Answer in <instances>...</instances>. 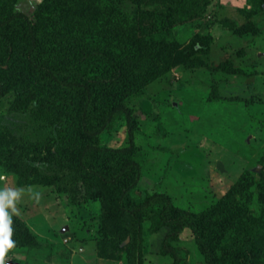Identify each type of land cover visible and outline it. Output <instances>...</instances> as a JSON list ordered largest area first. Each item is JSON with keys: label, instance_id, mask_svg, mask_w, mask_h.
I'll list each match as a JSON object with an SVG mask.
<instances>
[{"label": "rangeland", "instance_id": "rangeland-1", "mask_svg": "<svg viewBox=\"0 0 264 264\" xmlns=\"http://www.w3.org/2000/svg\"><path fill=\"white\" fill-rule=\"evenodd\" d=\"M173 1L0 0V8L27 15L39 34L81 38L71 55L86 46L112 53L128 81L95 96L134 118L141 175L132 197L162 192L204 214L217 255L230 250L224 264H241L244 248L231 249L251 236L253 261L264 264V0H210L183 17ZM47 49L60 67L68 50ZM238 67L244 73L234 75ZM107 71L100 63L96 74ZM31 80L24 65L0 75V264H172L160 249L168 228L154 232L145 220L135 246L113 192L78 167L77 119L63 91ZM99 144L127 145L123 115ZM170 243L178 264H206L189 229Z\"/></svg>", "mask_w": 264, "mask_h": 264}, {"label": "trees", "instance_id": "trees-1", "mask_svg": "<svg viewBox=\"0 0 264 264\" xmlns=\"http://www.w3.org/2000/svg\"><path fill=\"white\" fill-rule=\"evenodd\" d=\"M209 1L174 0L173 4L179 17H183L180 11L201 12ZM80 39H68L56 33L39 34L36 24L27 15L10 8H0V75L24 65L32 72V84L41 88L54 86L63 91L77 119V135L80 141L78 167L113 192L117 212L131 220L136 247L141 243L143 222L147 220L154 232L163 227L168 228L160 249L161 253L173 258L172 264H178L180 257L178 248L170 242L184 229L192 232L197 249L206 264H224L230 250L223 251L221 256L217 255L218 242L207 225L204 214L175 205L171 197L162 192L144 195L138 200L132 197V191L141 175L140 166L131 158L135 151L134 118L122 103L105 102L103 106L95 96L100 89L115 90L121 84L124 86L128 76L123 65L112 53L105 50L86 46L71 55L72 41L78 43ZM56 43L68 50L66 60L60 67L51 65L44 57L47 47ZM89 61H92L91 65L87 64ZM100 63H104L108 69L107 78L96 74ZM221 69L226 70V67ZM227 70L232 71L231 68ZM233 72L234 75L244 73L239 67ZM123 88L128 92L129 89ZM118 115H123L125 119L127 145L117 148L101 146L100 134L112 126ZM94 118V122L91 121ZM262 161L264 162V158ZM252 242L253 238L249 236L231 249L240 246L244 248L241 264H262L253 261L250 251Z\"/></svg>", "mask_w": 264, "mask_h": 264}, {"label": "snow or ice", "instance_id": "snow-or-ice-1", "mask_svg": "<svg viewBox=\"0 0 264 264\" xmlns=\"http://www.w3.org/2000/svg\"><path fill=\"white\" fill-rule=\"evenodd\" d=\"M3 243L4 244H11L12 243V241L8 239L7 232H5V234L3 236ZM0 251H2V248H0Z\"/></svg>", "mask_w": 264, "mask_h": 264}, {"label": "water", "instance_id": "water-1", "mask_svg": "<svg viewBox=\"0 0 264 264\" xmlns=\"http://www.w3.org/2000/svg\"><path fill=\"white\" fill-rule=\"evenodd\" d=\"M9 264H15V263H13V262H10Z\"/></svg>", "mask_w": 264, "mask_h": 264}, {"label": "clouds", "instance_id": "clouds-1", "mask_svg": "<svg viewBox=\"0 0 264 264\" xmlns=\"http://www.w3.org/2000/svg\"><path fill=\"white\" fill-rule=\"evenodd\" d=\"M0 211H2V209H0Z\"/></svg>", "mask_w": 264, "mask_h": 264}]
</instances>
